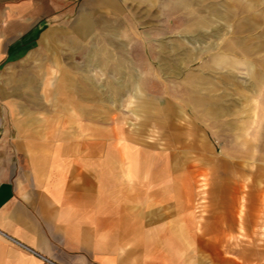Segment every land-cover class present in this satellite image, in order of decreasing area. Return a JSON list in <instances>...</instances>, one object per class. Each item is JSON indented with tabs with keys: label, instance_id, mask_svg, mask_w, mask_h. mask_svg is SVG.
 I'll list each match as a JSON object with an SVG mask.
<instances>
[{
	"label": "crops",
	"instance_id": "crops-1",
	"mask_svg": "<svg viewBox=\"0 0 264 264\" xmlns=\"http://www.w3.org/2000/svg\"><path fill=\"white\" fill-rule=\"evenodd\" d=\"M132 1L0 0V264H264V243L233 237L250 232L232 209L242 197L195 208L200 197H168L166 162L108 143L104 123L139 96L165 121L168 106L205 121L225 105L212 92L225 69L200 54L227 33L203 27L206 8ZM171 14L213 42L169 40Z\"/></svg>",
	"mask_w": 264,
	"mask_h": 264
},
{
	"label": "rangeland",
	"instance_id": "rangeland-1",
	"mask_svg": "<svg viewBox=\"0 0 264 264\" xmlns=\"http://www.w3.org/2000/svg\"><path fill=\"white\" fill-rule=\"evenodd\" d=\"M197 1L201 3L200 9L206 8L209 19L203 27L209 34L217 30H221L220 34L227 33L218 39L217 45L223 47L200 54L201 60L206 58L209 64L225 69L212 80L213 84L218 82L212 92L222 95L225 105L216 107L217 113L207 114L205 121H197L200 116L192 114L191 106H168L165 121L164 108L157 101L139 96L140 105L119 107L115 118L120 120L104 123L114 125L117 135L107 141L116 147L142 146L148 162H166L168 197H200L194 203L200 210L223 208L222 202H210L208 197H242L241 201L232 202V209L239 211L242 217L238 221L247 225L250 232L241 229L233 237L249 245L254 242L261 245L264 243V0ZM124 2L126 7H133L132 0ZM139 7L143 10L145 6ZM188 11L180 12L182 20ZM174 23L171 14L169 40L175 33L189 47L195 46L192 41L200 47L213 42L211 35H182L176 31L181 22ZM197 62L199 58L191 66ZM116 161H120L117 154ZM246 213L252 216L245 217Z\"/></svg>",
	"mask_w": 264,
	"mask_h": 264
},
{
	"label": "bare ground",
	"instance_id": "bare-ground-1",
	"mask_svg": "<svg viewBox=\"0 0 264 264\" xmlns=\"http://www.w3.org/2000/svg\"><path fill=\"white\" fill-rule=\"evenodd\" d=\"M217 33V32H216Z\"/></svg>",
	"mask_w": 264,
	"mask_h": 264
}]
</instances>
